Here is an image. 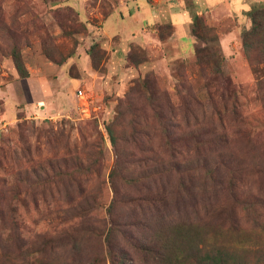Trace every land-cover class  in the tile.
Masks as SVG:
<instances>
[{
	"label": "rangeland",
	"instance_id": "obj_1",
	"mask_svg": "<svg viewBox=\"0 0 264 264\" xmlns=\"http://www.w3.org/2000/svg\"><path fill=\"white\" fill-rule=\"evenodd\" d=\"M217 249L264 264V0H0V264Z\"/></svg>",
	"mask_w": 264,
	"mask_h": 264
},
{
	"label": "trees",
	"instance_id": "obj_2",
	"mask_svg": "<svg viewBox=\"0 0 264 264\" xmlns=\"http://www.w3.org/2000/svg\"><path fill=\"white\" fill-rule=\"evenodd\" d=\"M255 23V22H254ZM257 25V24H255ZM199 58H200V54H201V50H199L197 52ZM14 62H15V66L17 69V72L19 73L20 77L22 78H27L29 77V72L27 70V68L25 67L21 55L19 53H15L14 52ZM109 133L111 135V139L113 142H115V138L113 135V131L111 128H109ZM216 253H213V255H208L207 257L204 258V260L202 261L203 264H226L227 261L225 260V256L227 255L225 252H223V250L221 249H217V251H215Z\"/></svg>",
	"mask_w": 264,
	"mask_h": 264
}]
</instances>
